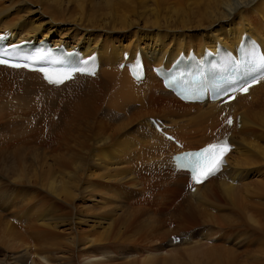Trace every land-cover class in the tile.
Masks as SVG:
<instances>
[{
	"label": "bare ground",
	"instance_id": "obj_1",
	"mask_svg": "<svg viewBox=\"0 0 264 264\" xmlns=\"http://www.w3.org/2000/svg\"><path fill=\"white\" fill-rule=\"evenodd\" d=\"M171 1L173 0H0V31L8 30L11 35L8 43H16L22 39L48 38L53 44H63L66 49L76 48L82 55L96 52L99 64L95 78L78 76L74 81L54 88L45 86L35 73L21 74L17 71L10 73V70L0 67V119H10L13 125L11 136L0 139V172L7 177L12 172H16L17 168L12 160H20L18 149L23 145H39L41 138L44 141L49 139L48 136L55 138L60 135L61 138L55 140L54 145L60 149L69 146L73 148L71 141L74 127L84 116L94 117L91 110L95 103L106 102V107L117 114L125 113L129 107L139 106L138 113L142 117L141 112L146 109L149 102L153 100L152 103L155 101L159 103L160 98L156 100L155 96L157 97L158 94L168 96L182 107V112L165 108L162 104H159L158 111L147 108L151 114H144L146 116L143 123L149 133L133 131L132 134L142 157L150 148L156 158L162 156L159 147L163 144L170 148L169 154L185 149H196L188 147L189 145L185 146L192 140L188 141L182 137L181 131H187L188 134L201 131L202 136L204 133L211 136L204 139L205 141L197 148L220 138L222 134L233 145V149L225 156L226 166L214 176L195 185L192 192L188 191L187 179L186 182L181 181L183 172L177 173L175 181L166 180L163 184V186H172L175 191L177 189L180 192L184 191L185 201L173 212V218L177 217L179 222L182 220L192 223V226L195 222L198 223L201 226L200 233L195 235L191 226L187 232L182 231L180 236L178 235L180 231L178 232L177 229L179 222L176 221L177 232L159 231L157 229L160 228L158 223L160 219L155 217L148 225L140 221L133 228L130 227L132 236L141 230L148 231L149 238L154 237L161 242L168 236L169 240L166 244L169 243L168 246L170 245L173 250L176 246L171 240L178 236L180 248L182 244H187L183 248L189 253V264H264V80L250 87L246 95L236 96L229 103L218 106L216 103L198 104L179 101L161 87L160 81L151 71L153 65L163 64L167 67L169 61L180 51L186 53L189 48L198 53L202 52L203 47L213 51L217 42L234 48L244 33L256 39L264 53V0H193L194 7L187 12L183 9L187 0H177L181 13L174 17L159 18L160 13L165 11V5ZM192 23L197 29L193 30ZM260 24L263 25V29ZM56 25L67 28L60 29L58 33ZM226 25L228 26L225 27ZM184 29L192 31L187 32ZM234 32L238 34L228 39L227 37ZM154 38H156L154 45H160L158 49L142 42ZM135 51L141 53L145 68L144 77L139 83L130 79L126 69L116 67V64L122 60L123 52L129 54L126 61H130ZM60 106L62 110H59L56 117L55 110ZM69 108L72 110L69 111ZM223 110L232 115L233 122L230 126H220L222 120H218V115ZM166 111L170 115L173 113L175 116H184V119L181 118L180 122L174 121L173 118L166 117ZM154 114L159 115L156 118L162 119L164 127L167 128L165 130L173 134L181 143L179 148H174L169 141L164 140L154 131L147 120L148 117H154ZM13 118L16 120L14 121ZM18 119L20 120L17 121ZM127 123L129 125L130 121ZM115 124L116 121L112 122L106 118L97 127L109 130L111 125ZM31 134L36 135L33 140ZM80 147L85 148L86 145L82 143ZM10 148H15L13 154ZM127 150L132 151L130 143H127L124 151ZM149 154L147 158L151 157ZM78 156L79 153L75 154L72 151L67 158L63 157L62 153L54 155L55 168L60 169L59 176L47 179L48 172H46L42 179V183L49 185L46 193L54 199L61 200V204L65 202L63 206L69 208H72V200L78 195L74 188L77 189V182L81 181L79 179L83 176L81 174L92 176L87 174L88 171L86 172L84 158ZM45 159L39 156V164H41L40 160ZM103 163L105 165H101L98 161L97 166L100 170L106 169V162ZM51 168L52 165L43 162V170H51ZM252 168H256L255 171L250 170ZM120 171L121 174L127 172L124 168L118 170ZM95 176L106 180V170ZM251 176L257 178L245 183V180ZM14 185L15 183H6L4 177L0 176V202L3 203L0 207L7 205L9 208L13 203L11 197L15 196L13 195L15 192H11L6 199V188ZM86 185L81 187L82 190L85 193L91 192V185ZM84 192H81V195ZM210 200H219L230 206L225 208V212L213 213L209 210ZM33 203L31 199H27L25 207H32ZM217 204L220 206L219 203H216V206ZM21 208L23 209L20 206L19 211ZM74 213L75 208L71 209L68 216ZM134 213L135 216H140L143 212L135 211L131 217ZM86 214L81 213V218L78 216L77 220L75 215L74 218L65 221H58L56 217L55 220L52 218L49 221L39 222V229H35L33 236H26V233L16 229L12 222H7L6 226L0 225V234L5 240L8 238V241L16 243L14 250H18V247L23 245L29 252L26 238L35 246H41L38 250L31 246L30 252L23 254L17 263L21 261L24 264H178L173 260L175 254L170 256L173 257L171 262H168L169 256L168 261L161 257L166 252L162 245L158 248L160 253L148 254L140 261L135 259L138 257L132 254L130 248L124 246L119 249L122 245L106 246L105 259L77 254L80 239L83 235H87L89 229L82 227V231H76V224L87 221L94 224L91 217ZM21 216L23 217V213ZM32 216L36 218L33 222H36L41 217L48 216V213L37 208L29 217ZM3 218L0 215V222ZM182 224L184 225V222ZM107 227L110 228V225ZM130 228L128 227L129 230ZM59 235L62 237L60 238ZM119 235L120 233L106 236L102 240H122ZM230 237L233 243L227 244L228 246L220 245L221 243L207 244L216 240L226 244ZM243 247H246V251H243L244 258L241 260L235 254L234 248ZM87 248L88 246L83 247V249ZM13 261L15 259L10 257L2 264H15Z\"/></svg>",
	"mask_w": 264,
	"mask_h": 264
},
{
	"label": "rangeland",
	"instance_id": "obj_2",
	"mask_svg": "<svg viewBox=\"0 0 264 264\" xmlns=\"http://www.w3.org/2000/svg\"><path fill=\"white\" fill-rule=\"evenodd\" d=\"M193 7H194L193 0H187L183 9L187 12ZM180 13H181V9L179 8V4H177V0H173L169 2L167 5H165V11L160 13L159 18L162 16H165L166 18H168L169 16L174 17V15H179ZM228 25H226L225 27H227ZM191 27L193 28V30L197 29L195 27V24L193 23ZM260 27L261 29H263V25L260 24ZM64 28H67V26L62 27L61 25H58L57 27L58 33L60 29H64ZM184 30L187 32L192 31L186 29ZM190 33H195V32H190ZM236 34L238 33L234 32L233 34L229 35L227 38L228 39L232 37L234 38V35ZM155 39L156 38L150 41L144 40L142 42H144L146 45L158 49L160 45L159 44L154 45ZM152 60L154 61V59ZM157 97L155 96L154 99L158 100L160 98V100H158L159 103H156V101L152 103L153 102L152 100V102H149V104L146 105V109L142 110L141 114L144 117L143 116L140 117L138 113L140 109L139 106H136L137 108L129 107L125 113L117 114L106 107V102L100 101L98 103H95L91 110L92 113L94 114V117L84 116L82 120L78 121V123L74 127V136H73V140L71 141L73 142L72 143L73 148L69 146L67 148L60 149V147L54 145L55 144L54 141L59 140L61 138L60 135L56 136L55 138H50L47 135L49 139L44 140L45 142L38 135V137L41 138V140L39 141L41 145H39V147H37V145L21 146L18 149L20 160H15V159L12 160V163H14L15 167L17 168L16 172H12L9 175V177H7L6 174L0 172V176L4 177L6 183H10V184L15 183L14 186H10L6 188V199L8 198L11 192H15L13 194L15 196L11 197V200L14 204L10 200H8L10 203H12L9 208L7 205H5L4 207H0V215L4 217L2 222H0V225L3 227L7 225V222L9 223L12 222L13 223L12 225L16 227V229H18L19 231L25 232L26 236L28 235L33 236L35 234L34 233L35 229L37 230L39 229V222L49 221L52 218L55 220L56 217L58 218V221H65V219L74 218L75 215H76L75 218L77 220L78 216H80L81 218L80 215L81 213L86 214L87 212V214L89 215L88 217H91L90 219L93 221L94 224H92L91 221H87V223L76 224V231L78 230L82 231L83 228L89 229L87 235H83L80 239L81 243L77 248L78 251L77 254L86 257H100L101 259H105L106 246L111 247L115 245H122L121 247H119V249H121L124 246H126L124 248L127 247L130 248L133 251L132 254H135V257H138L135 259L140 261L142 257L148 254H158V252L160 253V250L158 248H161L163 246V249H165L164 251L166 252L161 257L166 259V261H168V258L171 255L175 254L174 257L176 259L175 258L173 259L175 262L177 261L178 264H189L188 261V259H190L189 253L186 252V249L183 248L187 244L184 245L182 244V247L180 248L181 244H179V238L178 241L174 243H173V239L171 240V243H173L174 246H176L174 248L175 250H173L171 249V247H169L170 245L168 246L169 243L166 244L168 242L167 240H169L168 236L166 237V240H163L161 242L158 241L159 239H156L154 237L152 238L150 237L151 238L150 239L148 235L149 234L148 231L143 232L141 230L142 232L139 231L134 236H132L133 232L131 231L132 230L131 228H133V226L135 224H138L140 221L141 222L143 221L144 225L146 224L148 225L155 217L158 218V220L160 219L158 221V223L160 224V228H158L157 230L162 232L166 230L176 231V226L178 227L179 225L177 229L178 232L180 231V233H178V235L181 236L182 231L185 233V230L187 232L188 228L192 226V223L187 222L188 223L187 224L185 221L182 220H181L182 222L181 221L179 222V219H177V217L173 218L174 215L173 212L179 209V207L185 201L186 196L184 195V191L180 192L178 191L179 189L175 191L173 187L169 185L163 186L166 180L162 178L163 177L167 178V174L158 173L153 165V161L160 160L158 158L160 155L157 157L158 159L157 158L155 159V155L152 151V148H150L148 150L146 149L147 151H145V154L142 152L144 154V157H142V155H140V148L137 147V145H135V140L132 137L133 131L135 133L139 131L143 133H149L148 130H145V126L143 123L145 121L144 119L146 116L144 114H151L150 112H148L147 108L153 111H158L159 104H162L165 105V108L168 107L169 109L175 110L176 112L179 113L182 112V107L174 99H171L168 96L166 97L165 95L162 96L160 94H158ZM60 108L62 107L60 106L58 110H55V112L57 113L55 114L56 117L59 113V110H62ZM71 110L72 109L69 108V111ZM165 113L167 115L166 117L173 118V120L177 122H180L181 118L182 120L184 119V116L183 117L175 116L173 115V113L172 115H170L168 111H166ZM11 115L13 117V114ZM153 116L158 117L159 115L154 114ZM106 118L109 121L111 120L112 122L116 121V124L111 125L109 130L97 127V125L104 122ZM15 120L16 119H14V121ZM19 120L20 119H18L17 121ZM128 121H130L129 125L127 123ZM219 125L220 124H218V126ZM12 129H13V125L10 119L9 120L0 119V139L10 137L12 134ZM14 131L15 130H13V132ZM181 132L180 134L182 135V137L192 140V142H189L188 144L185 145L186 147L189 145L188 147L191 148H197L200 143L211 137L210 135L205 133L202 136L201 131L198 133L197 131L191 132L190 134H188L189 132L187 131H181ZM19 133L20 131L18 132V134ZM21 133H23L22 128H21ZM31 135L33 136L31 137V139L33 140L35 138L34 136L36 135L35 134H31ZM95 136H97L96 137L97 139H95ZM13 142H18V141H13ZM28 142H33V141H28ZM82 143L86 145L85 148L80 147ZM127 143H130L132 149L131 152L130 150L124 151L126 149ZM10 150L12 151L13 154L15 148H10ZM168 150L169 152H171L170 148H168ZM71 151L75 154L79 153L78 157L84 158L87 167L86 172L88 171L87 174L92 175L94 177L84 176L83 173L81 174V176L83 175L81 177L82 179L80 178L79 180L81 181L77 182L78 184L77 189L74 188V191L78 192V195L76 198L72 200V208H69L68 206H63L65 205V202L62 201L63 204H61V200H59L58 198L54 199V197H51V195L46 193V190L49 189V185L47 183L46 184L42 183V179L44 177V173L46 172H48L47 174L48 176L46 177L47 179H51L52 177L55 178L56 176H59L60 169L57 170V168H55L56 164H54L53 156L58 153H62V156L67 158L70 155ZM38 153L43 155V159L46 158L45 159L46 161L40 160L41 164H39ZM148 154L151 157L147 158ZM98 161H100L101 165H105L103 162H106V169L100 170V168H98L97 166ZM43 162H45L46 165H52L53 168H51V170H43ZM82 168H83V164L81 165V169ZM122 168L127 170L126 174L125 173L121 174V171L118 172V170ZM255 169L256 168H252L250 170L255 171ZM105 170H106V180L101 179L99 177L96 178L95 176L96 174L100 172L102 173ZM86 172L85 175H87ZM152 175L154 180L159 182L157 184L159 189L154 187V182L151 179ZM85 177L89 179H86ZM256 178L257 176H251L247 180H245V183H249L255 180ZM181 179L182 182H186V178L184 176H182ZM86 180H88L89 182L88 181L85 182ZM168 181H175V180H168ZM85 183L91 185L90 188L91 192L85 193L82 190V188L85 187L86 185ZM81 192L84 193L81 195ZM27 199H31L35 203V204L33 203L32 205L33 208L29 206L25 207ZM216 203H219L220 206L222 205L223 207L221 206V208H219L220 206L218 204L216 206ZM2 204L3 203L0 202V206H2ZM209 204H211L209 206V210L211 212L213 211V213L223 212V211L225 212L226 210L225 208H229L230 206L228 203L225 204L219 200L218 201L210 200ZM214 204L216 207H218L217 209L215 208ZM225 205L227 207H225ZM20 206L23 207V209L21 208V211H19ZM37 208L46 211L48 213V216L41 217L36 222H33V220L36 218L33 216L32 217L29 216L31 212ZM73 208H75V213L68 216L69 212ZM135 211L136 212L142 211L143 213L140 216L139 215L135 216L134 213L133 217H131V214ZM22 213H23V217L21 216ZM171 213H173L172 217L170 216ZM175 221L177 223L179 222L178 225ZM183 222L184 225L182 224ZM51 223L54 224V222ZM195 223L193 224L192 229H194L196 235L201 232V226L198 223L196 224ZM107 225H110V228H108ZM29 226L32 227L29 228ZM128 227L129 228L131 227L130 230L128 229ZM119 233H120L119 236L123 238L122 240L121 239L119 240L109 239L106 241L102 240V238L106 236L118 235ZM60 234L62 235V233ZM61 235H59L60 238L63 236ZM76 235H78L77 232ZM128 236L131 237L128 238ZM230 238L227 239L226 244H224L223 241L221 240L212 241L211 243H207V244L219 245L221 243L220 245L223 244L224 246H228L227 244L230 245V243L231 244L233 243L232 238L231 240ZM196 239L197 238H195L194 241H196ZM26 240L28 242L29 252L31 246L37 248V250L41 247V246L40 247L35 246V244L32 242L30 243L27 238ZM15 246L16 243L14 244L12 241H8V238L7 240H5V238H3L2 235L0 234V264L7 262V260H9L10 257L15 259V261H13L15 264H24L21 261L17 263V260H19V258L23 254L29 252L24 249L23 245L22 247L21 246L18 247V250L13 249L15 248ZM84 246H88V248L83 249ZM234 249H236L235 254H237L239 258L243 260L244 257L242 256V254L243 251H246V247L234 248ZM155 251H157V253ZM167 252L169 253V255H167L168 254ZM171 258L173 257H170L168 262H171L170 261L172 260Z\"/></svg>",
	"mask_w": 264,
	"mask_h": 264
},
{
	"label": "snow or ice",
	"instance_id": "obj_3",
	"mask_svg": "<svg viewBox=\"0 0 264 264\" xmlns=\"http://www.w3.org/2000/svg\"><path fill=\"white\" fill-rule=\"evenodd\" d=\"M0 38H3L0 35ZM32 61H39L42 59L41 56L37 55L30 57ZM0 64H9V61L4 58H0ZM255 64L258 68L264 70V56L259 57ZM12 67H21L20 64H11ZM27 67L28 65H23ZM43 73L44 78L50 83L60 84L65 80L72 77L73 71H81V69H70V70H48L40 69ZM248 89L244 87L241 91L246 92ZM231 124V120H228ZM229 150V146L226 142H219L215 144H209L205 148L197 152H190L182 156L180 159L182 163L180 167L190 171L191 179L196 183H201L208 176L214 175L222 164V158Z\"/></svg>",
	"mask_w": 264,
	"mask_h": 264
},
{
	"label": "crops",
	"instance_id": "obj_4",
	"mask_svg": "<svg viewBox=\"0 0 264 264\" xmlns=\"http://www.w3.org/2000/svg\"><path fill=\"white\" fill-rule=\"evenodd\" d=\"M188 141H191V140H189V139H187ZM39 145H41V144H39ZM39 145H37V147H39ZM39 156H43V155H41L40 153H38V157ZM99 174V173H98ZM98 174H96V175H98Z\"/></svg>",
	"mask_w": 264,
	"mask_h": 264
}]
</instances>
